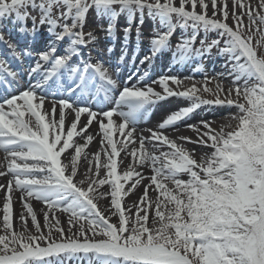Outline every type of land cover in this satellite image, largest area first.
I'll use <instances>...</instances> for the list:
<instances>
[{"label":"snow or ice","instance_id":"snow-or-ice-1","mask_svg":"<svg viewBox=\"0 0 264 264\" xmlns=\"http://www.w3.org/2000/svg\"><path fill=\"white\" fill-rule=\"evenodd\" d=\"M231 3L230 11L229 0H0V44L11 54V60L0 59V149L6 153L0 177H11L0 184L5 193L0 264H64L65 259L77 257L89 264H264V0H256L255 5L251 0ZM230 14L232 25L227 23ZM145 15L158 20L160 28L152 29L148 54L141 64L150 65L171 51L170 67H175L210 56L216 49L218 56L226 57L225 71L214 76L205 73L199 87L196 83L181 87L184 79L194 80V74L181 78L165 73L152 80L148 72L133 85L132 76L121 82L118 70L115 77L109 72L99 48H90L88 58L83 59L81 48L98 43L97 26L113 37L120 16L127 22L125 44L138 19L139 48ZM29 19L31 27L26 24ZM105 19L106 27L100 23ZM5 20L25 38L35 40L46 30L52 39L43 50L18 48L5 39ZM177 29L181 35L173 48ZM201 32L204 38L196 46ZM209 32H215L216 38L209 40ZM66 38L69 46L58 54V45ZM93 50L99 57L95 63ZM107 51L110 54L112 48ZM74 56H81L75 65ZM25 57L34 58L26 85L21 82ZM196 71L204 69L197 65ZM228 78L233 87L225 89L223 81ZM172 98L187 104L148 129V136L137 132L142 117ZM46 102L50 108L44 107ZM223 106L238 109L229 117L237 121L234 127L221 124L214 128V121L201 119L185 125L195 139L165 134L201 108ZM66 110L75 118L65 133ZM85 114L87 123L78 128ZM114 116L120 118L117 131L122 139L113 138ZM93 121L99 125L101 151L91 159L84 154V179L76 181L81 156L94 139L89 132ZM74 137L85 142L76 143ZM177 140L212 151L197 160ZM69 150H73L71 155ZM129 156L133 163L117 174V158L123 164ZM144 167L150 176L138 170ZM182 175L189 178L181 179ZM145 178L149 183L139 199L125 205L124 197L134 194ZM150 189L157 193L154 199ZM17 191L23 209L19 229L13 224ZM105 198H110L109 205L101 209L98 202ZM33 199L49 209L43 213L46 233L31 204ZM57 210L69 214L70 235L54 215ZM29 216L34 230L28 228Z\"/></svg>","mask_w":264,"mask_h":264},{"label":"bare ground","instance_id":"bare-ground-1","mask_svg":"<svg viewBox=\"0 0 264 264\" xmlns=\"http://www.w3.org/2000/svg\"><path fill=\"white\" fill-rule=\"evenodd\" d=\"M244 2L247 3L248 0H244ZM177 3H178V0H177ZM218 3H219V0H218ZM251 3L253 5H255L256 0H251ZM228 8L231 11V8H232L231 0H229ZM197 11H200V9L197 8ZM236 11L239 12L240 9L237 8ZM211 13H212V8H211V5L209 4L208 15L211 16ZM138 23H139L138 19L136 21H133L132 27L136 26ZM150 23H151V21L147 20L145 24L147 26V25H150ZM117 24L118 25H124V27H126L127 26L126 18L124 16L118 17L117 18ZM3 25H4V27L7 28L8 31H11V33L13 35H15V36H18V35L21 36L22 35L21 33L16 32L13 25H11L8 21L4 22ZM142 27H143L142 29L144 30L145 27L144 26H142ZM87 28L88 27H86V29ZM119 37L117 38V40H119ZM132 38H133V35L130 37V40H132ZM27 39L28 38H26L25 40H20V43L26 42ZM51 39H52V37H50L48 34L42 32L39 40H37L36 38H35V40H33L35 42V44L33 46L38 48L39 50H43L47 47L48 43L42 44V40L44 42V40H51ZM101 39L102 38H97L98 43H96V44L105 43L104 39H102V40ZM120 39H122V38L120 37ZM96 44H93L90 46H94ZM119 44H120V41H118V43L114 44L115 46L112 49L114 56L121 54L119 51L122 48H125L128 52L131 51L129 44L122 45V46H120ZM141 44H142L141 46L145 47V48L148 46V43H146V42H142ZM21 45L24 46L25 44H21ZM0 46L4 49L5 52H8V50L6 49V47L4 45H0ZM66 47H68L67 42H65L62 46L60 45L58 52L63 54ZM81 53L83 54V51ZM164 54L166 56H168V54L171 56V54L168 51H165ZM94 56L98 57L97 52L94 53ZM128 56H129V53H128ZM82 57H83V55H82ZM211 57L207 58L209 60L208 66H209V69L211 70V74L214 76L216 73H220V72L225 71L223 65H224V61H225L226 57L222 58L218 55H213ZM83 59H85V58L83 57ZM27 62L30 65V64L34 63V60L29 58L27 60ZM192 63H193V60L188 62L187 64H184V65H176L175 66L176 68L173 69V72L171 73V75H178L181 78H184L185 75H187L186 72L192 70ZM204 69H208V68H204ZM205 73L206 72L204 70L203 72H199L197 75L194 74L195 75L194 80H192V79L183 80V85L181 87L183 88V87L190 86L192 83H196L197 86L199 87L203 83V82H200L199 80H201V79L204 80V74ZM190 76H193V74H191ZM152 80H155V79H152ZM214 84H215V82H213V84H211L209 86L214 87ZM240 84L243 85V81H241ZM171 86L176 87L175 85H171ZM223 86L225 89H227L229 87H233V85L231 83V78L225 79L223 81ZM155 87H156L157 91L161 90L159 85H155ZM201 94L204 95L205 98H208V99L212 98L210 95H208L206 93H201ZM232 98L235 99V96H233ZM240 102H244V101L241 100ZM171 103H172V105L169 106L168 110L165 111L164 113H161V115H158V117H156L155 119L152 117V118H149V119L143 120V121L139 120V122L136 125L137 132L143 131V135L148 136L149 135V133L147 131L148 129L155 128L158 121L160 122L170 111L174 110L176 107L185 106L187 104V101H181V100H177L176 98H172V99L167 101V104H171ZM44 107L50 108L51 106L45 104ZM237 113H238V109L235 106L201 108L200 110L196 111L191 116L190 119H187V120L180 122L176 126V128L166 129L165 134L169 135L171 138H176L177 136H191L193 139H195V134L192 131L186 129V127H185L186 124H195L201 119H206V120L214 121V123L212 125L214 128H219V126L221 124H231L234 127L237 124V121L231 120L229 117H230V115H234ZM74 118H75L74 114H69V110H66L65 133H66L67 128L70 126V124ZM56 119L57 120L59 119V110L58 109H57ZM104 121H105V123H107V118H104ZM119 122H120V118L114 116V124H113V138L114 139H122L121 134L117 131V127H118ZM84 123H87V115L86 114L81 116V122L78 124V128L82 127ZM226 130H231V129H226ZM89 132H90V134H92L94 136V139L89 143L88 147L84 150V153L81 156L80 169H79V174L75 178L76 181L84 179V172H85V169L87 168V161L84 159V154H87L88 158L91 159L92 154L96 153L97 151H101L100 140L102 137H101V134L99 132V125L95 121H93L92 125L90 126ZM74 139L76 140V143H79V144H83L85 142L80 137H74ZM177 142L179 144H182L189 151H193L195 158L197 160H199L200 157L205 155V154H210L212 151L211 148L198 146V145L191 144V143H185L181 140H177ZM119 147L120 146L118 145V148ZM136 147H139L138 143H137ZM146 147L148 148L149 151H152L151 145L146 144ZM160 150L164 151V150H167V148L162 147ZM72 151L73 150H69L68 155H71ZM130 151H131V146H129V152ZM5 156H6V153L2 149H0V163L5 162L4 161ZM102 159H104L103 153H102ZM61 160H62V162H66L64 155L61 156ZM117 163H118L117 174H120L130 163H133V160H132L131 156H129L127 159H125L123 161V164H120L119 158H117ZM138 170L141 171L145 175V177L151 175V172L149 171L148 167H144V168L138 169ZM105 171L106 170H103V169L101 170V173H100L101 176L105 175ZM180 178L187 180L189 177L187 175H182V176H180ZM8 179H11V177H0V184L6 183ZM128 183H131V182H128ZM148 183H149V180L147 178H145L142 181V183L138 186V188L135 190L134 194H130V195L124 197L123 203L125 205H132L134 202H136L144 191V185L148 184ZM127 186L128 185L126 184L125 187H127ZM169 187H172L171 182H169ZM103 191H105V192L109 191V186L108 185L103 186ZM156 195H157V193L155 191H153L151 189L149 190V196L151 198L154 199ZM4 196H5V193L2 190H0V220H2V216H3L2 208H3ZM20 196H21V193L19 191H17V192H15L14 197H13V201H14L13 202V224H14V227L17 229L20 228L18 217H19V214L21 213V211H23L22 203H21V200L19 199ZM109 200H110V198L101 199L98 202V207H100L101 209H106L109 205ZM31 204L33 206L34 211L37 214V218L41 224L42 229L46 233L48 231V229L46 227H44V215H43V213L45 211H49V209L47 208V206L43 202L35 200V199L31 200ZM134 211H135V209H133V212ZM54 215L59 218L60 224L65 230V234L70 235V233L68 231L69 230V223H68L69 214L66 212L57 210V211H55ZM111 222L112 223L116 222L115 216L111 217ZM149 224H151V216L149 219ZM27 225H28L29 229H33V225H32L30 216L27 218ZM73 231H75V229H73ZM0 234H2V232H0ZM53 235L54 236L56 235L55 231H53ZM64 264H89V262L85 258L77 257V258H73L71 260L65 259Z\"/></svg>","mask_w":264,"mask_h":264},{"label":"rangeland","instance_id":"rangeland-1","mask_svg":"<svg viewBox=\"0 0 264 264\" xmlns=\"http://www.w3.org/2000/svg\"><path fill=\"white\" fill-rule=\"evenodd\" d=\"M33 15H36V13L34 12V13H32ZM217 18H221V17H217ZM147 20H150L151 21V23H150V25H147L146 26V21ZM244 22H245V24H247L248 23V20H247V17H245V20H244ZM100 23H103L104 25H105V27H106V25H107V21L106 20H104V21H100ZM227 23L229 24V25H232L233 24V21H232V18H231V14L229 15V18H228V20H227ZM26 24L28 25V27H31V20L29 19L28 21H26ZM142 26H146L145 28H144V30L142 29L143 27ZM141 26V31H142V33H143V37H142V39L143 40H145V41H147V42H149V37L151 36V33H152V29L155 27V28H160V24H159V21L158 20H152L151 18H149V17H147V15H145V21H144V24ZM123 28V25L122 26H118V25H115V31L116 30H120V29H122ZM87 30V31H86ZM90 30V28H87V29H85V32H88ZM45 32H47L46 30H44ZM190 31V30H189ZM132 32H135L136 33V26H133L132 27ZM104 34H106V32H102V31H100L99 30V28H98V26H97V30H96V35H103L104 36ZM180 35H181V30L180 29H177V31H176V33H175V35L173 36V38H172V40H171V44H172V47L174 48L175 47V45H176V42H177V40L179 39V37H180ZM201 38H204V34L201 32V34H200V36L198 37V39H197V44H196V46H199V39H201ZM207 38L209 39V40H212V39H215L216 38V33L215 32H209L208 33V35H207ZM63 42H68V44H69V41H68V39L66 38ZM212 53L214 54V55H217L216 53H217V50L216 49H213L212 50ZM201 59L202 58H200V59H196V62L197 61H201ZM202 62V61H201ZM200 62V63H201ZM194 65V64H193ZM200 65V64H199ZM193 67V66H192ZM200 82H203V79H201V80H199Z\"/></svg>","mask_w":264,"mask_h":264}]
</instances>
